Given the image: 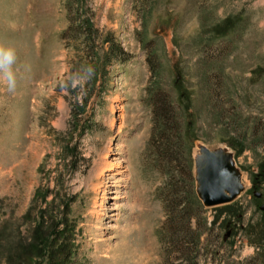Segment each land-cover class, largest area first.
Segmentation results:
<instances>
[{"label":"rangeland","instance_id":"rangeland-1","mask_svg":"<svg viewBox=\"0 0 264 264\" xmlns=\"http://www.w3.org/2000/svg\"><path fill=\"white\" fill-rule=\"evenodd\" d=\"M0 43L17 53L15 92L0 83V264H48L58 222L70 264H264V0H0ZM77 102L90 130L72 131ZM204 148L233 156L229 204L198 195Z\"/></svg>","mask_w":264,"mask_h":264},{"label":"trees","instance_id":"trees-1","mask_svg":"<svg viewBox=\"0 0 264 264\" xmlns=\"http://www.w3.org/2000/svg\"><path fill=\"white\" fill-rule=\"evenodd\" d=\"M83 25V26H82ZM81 25V28L84 32L88 34L89 39H92V22L86 21L85 23ZM64 36V35H63ZM120 54H124V51L119 48ZM95 63V62H94ZM163 101V100H162ZM159 100L156 103L155 106V116L158 122L160 123V127L157 130V133H155L154 136H158L161 139V145L160 147V153L163 155V157L168 158L167 154L171 153V140L169 136L170 127L174 126L173 118H172V112L170 111V108H168L167 105L161 104L162 102ZM161 104V106H160ZM82 106L78 102L73 105L74 112L72 116V131L82 129L83 131L90 130L91 127L87 126V124H81V116L83 115L84 109H82ZM88 121H85L87 123ZM80 124V125H79ZM78 128V129H77ZM76 146H74L73 149H75ZM167 160V159H166ZM168 162V161H167ZM175 188V186H174ZM176 189V188H175ZM170 201H167L171 206L173 212L176 213V218L174 216L172 217L173 225L177 229L176 233L182 234L183 232H186V228L189 229L188 222H186V218H189L187 214L182 213V211L179 210L180 202L182 200V193L179 192H171V195L169 194ZM179 210V211H178ZM70 230L61 229V223L58 222L55 225L52 226L50 237L52 238V241H50V250H49V261L48 264H70L71 259L73 257V248L75 243L73 242V239H71L73 236L70 235ZM188 235L186 234V237ZM185 239V238H184ZM54 241V242H53ZM59 241L61 242L60 244ZM58 242V243H57ZM53 243V244H52Z\"/></svg>","mask_w":264,"mask_h":264},{"label":"water","instance_id":"water-1","mask_svg":"<svg viewBox=\"0 0 264 264\" xmlns=\"http://www.w3.org/2000/svg\"><path fill=\"white\" fill-rule=\"evenodd\" d=\"M197 192L204 205L215 207L231 203L242 190L239 172L231 154L203 149L196 164ZM258 198L261 193L255 194ZM264 211V205L261 206Z\"/></svg>","mask_w":264,"mask_h":264},{"label":"clouds","instance_id":"clouds-1","mask_svg":"<svg viewBox=\"0 0 264 264\" xmlns=\"http://www.w3.org/2000/svg\"><path fill=\"white\" fill-rule=\"evenodd\" d=\"M17 60V53L14 47L0 43V83L6 86L9 92H15L17 87V75L14 65ZM94 68L87 66V75L79 76L71 80L73 89L79 87L83 91L84 85L93 77ZM62 89H67L65 81L61 82Z\"/></svg>","mask_w":264,"mask_h":264},{"label":"bare ground","instance_id":"bare-ground-1","mask_svg":"<svg viewBox=\"0 0 264 264\" xmlns=\"http://www.w3.org/2000/svg\"><path fill=\"white\" fill-rule=\"evenodd\" d=\"M113 170H115L114 167H110L109 168V171H113Z\"/></svg>","mask_w":264,"mask_h":264}]
</instances>
